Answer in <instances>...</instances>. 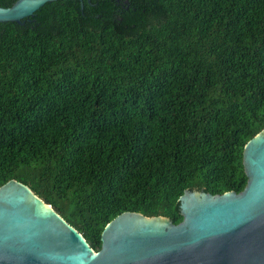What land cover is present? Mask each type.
I'll use <instances>...</instances> for the list:
<instances>
[{
    "label": "trees",
    "instance_id": "16d2710c",
    "mask_svg": "<svg viewBox=\"0 0 264 264\" xmlns=\"http://www.w3.org/2000/svg\"><path fill=\"white\" fill-rule=\"evenodd\" d=\"M263 128L264 0H55L0 23V185L93 251L122 212L177 224L184 190L240 192Z\"/></svg>",
    "mask_w": 264,
    "mask_h": 264
},
{
    "label": "water",
    "instance_id": "95a60500",
    "mask_svg": "<svg viewBox=\"0 0 264 264\" xmlns=\"http://www.w3.org/2000/svg\"><path fill=\"white\" fill-rule=\"evenodd\" d=\"M51 1L0 6V23L20 24ZM241 159L246 182L240 192L184 190L177 224L122 212L103 227L97 251L10 179L0 185V264H264V128L246 141Z\"/></svg>",
    "mask_w": 264,
    "mask_h": 264
}]
</instances>
